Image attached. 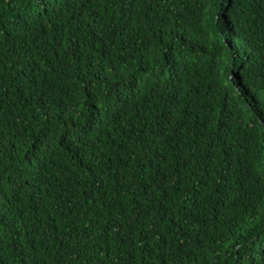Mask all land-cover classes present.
Masks as SVG:
<instances>
[{
    "label": "trees",
    "instance_id": "16d2710c",
    "mask_svg": "<svg viewBox=\"0 0 264 264\" xmlns=\"http://www.w3.org/2000/svg\"><path fill=\"white\" fill-rule=\"evenodd\" d=\"M0 264H264V0H0Z\"/></svg>",
    "mask_w": 264,
    "mask_h": 264
}]
</instances>
